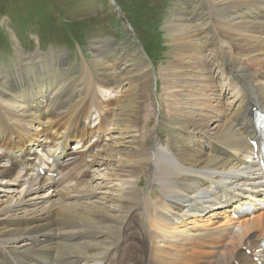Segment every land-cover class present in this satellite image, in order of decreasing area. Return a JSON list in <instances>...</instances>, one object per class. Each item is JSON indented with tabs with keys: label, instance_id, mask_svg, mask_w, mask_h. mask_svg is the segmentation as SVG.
<instances>
[{
	"label": "bare ground",
	"instance_id": "bare-ground-1",
	"mask_svg": "<svg viewBox=\"0 0 264 264\" xmlns=\"http://www.w3.org/2000/svg\"><path fill=\"white\" fill-rule=\"evenodd\" d=\"M197 2L191 16L180 12L166 20L165 30L182 48L166 61L160 79L165 90L184 91L187 85L194 86L198 75L211 74L212 69L223 74L226 69L239 89L234 83L231 88L240 98L226 108L205 104L212 108L214 120L209 115H183L170 102L167 105L172 110L167 115L160 113L161 123L175 125L176 131L169 130L170 139L165 140L159 133V137L151 136L149 109L133 114L130 121H141L142 132L127 143L133 155L127 169L114 167L109 178L118 182L114 189L101 183L71 184V180L63 186L62 180L15 169L8 165L10 157L0 155V264H205L204 256L211 257V264H234V260L253 264L240 248L264 237V213L240 222L220 221L217 216L230 207L229 202L264 192L256 171L245 162L250 151L247 140L253 134L251 109L257 106L264 113V59H258L264 54V39L253 34L264 27V0ZM216 22L223 37L238 42L230 53L254 56L251 66L233 56L218 58V48L223 54V45L229 42L217 40ZM198 44L211 45L210 54L197 49ZM19 57V64L0 71V149L30 142L41 151L48 145L57 146L63 136L60 129L70 127L67 136L74 129L83 132L82 121L94 110L91 72L82 69L71 79L74 72L64 68L65 57L51 53ZM123 57L124 63L130 60L128 53ZM93 59L95 81L115 83L116 71L123 65L117 54L111 48L107 52L99 48ZM125 73L140 77L137 70ZM204 82L203 89L212 83L210 77ZM76 97L80 100L72 105ZM179 97L175 95V99ZM146 98L143 94L142 103ZM46 116L59 125L51 130L59 138H44L50 130L40 128L44 126L40 118ZM29 128L42 132L32 134ZM129 128L128 133L137 131L134 124ZM143 180L145 186H141ZM52 188L60 190L50 191ZM105 190L108 192L99 193ZM233 193H239L238 197ZM201 223L212 228L196 233ZM154 235L161 238L163 248L151 241Z\"/></svg>",
	"mask_w": 264,
	"mask_h": 264
},
{
	"label": "rangeland",
	"instance_id": "rangeland-1",
	"mask_svg": "<svg viewBox=\"0 0 264 264\" xmlns=\"http://www.w3.org/2000/svg\"><path fill=\"white\" fill-rule=\"evenodd\" d=\"M194 1L198 0H0V71L10 70L14 64H19L21 54L32 57L38 53L43 55L51 53L66 58L64 68L74 72L71 79H76L82 69L85 73L91 72L92 74L90 91L95 97H93L94 112L92 110L91 115L95 113L97 115H90L92 123L88 127H94L99 123L105 129V133L99 135L103 136L104 141L100 143L98 155L91 156L94 159L91 158L92 161H89L91 165L93 164L94 172L89 173L88 180L86 178L85 182H79L83 183L82 185L92 182L93 185L101 183L107 189H114L117 186L115 185L117 181L112 183L109 178L115 172L114 169L118 168L117 165L123 170L127 169L125 167L133 157L129 149L126 148L127 143L142 132L141 121H130L133 119V114H140L144 108L149 109L150 114L152 113L150 121L153 126L151 136L164 137L165 140L170 139L169 130L176 131L175 125L165 127L166 125L161 123L160 113L167 115L172 110L168 107L170 102L174 101V105L182 110L183 115L191 117H194L195 114L209 115L212 118V108L232 106L236 98H240V94H237L239 88L232 78L227 77L226 69L223 74L219 72V69H212L211 74L198 75L199 79L195 80L193 89L187 85L184 91L180 88L165 90L159 71H163L164 67L168 65L166 61L170 60L171 54L181 52L182 48L173 42L169 36V30H165L166 20L173 18L174 13L180 12L191 16L194 12ZM198 3L204 7L201 5L203 2ZM216 29L220 34L216 33L217 40L229 42V44L224 43L225 52L223 54L218 48V58L221 55L228 59L233 56L236 60L251 66L250 60H255L254 56H242L241 53L244 52L234 56L235 53L230 52L233 48H238V42L234 43L223 37L217 22ZM253 34L257 38L264 39V27L255 29ZM103 44L104 47H102ZM198 45L200 47L198 46L197 49L205 52L207 56L210 54L211 45ZM99 48L106 52L111 48L114 54H117L120 63L123 64L116 71L118 75L114 78L115 83L113 84H101L95 81L97 73L93 66V56ZM124 53H128L130 56L127 63H124ZM258 59L263 60L264 54L258 56ZM250 68L252 69V67ZM136 70L140 76L139 79L134 78L135 73L132 74L133 77L125 73ZM257 73H261V71ZM206 77H210L212 83L203 89L205 82L202 83V81ZM81 78L85 79L86 75L83 74ZM121 80V84H116ZM142 85L145 88H142ZM231 86H236L237 90H232ZM197 90L198 92H196ZM143 94L147 95L146 103H142ZM176 94H179L180 97L175 99ZM79 100L80 97H76L72 101V105L77 104ZM205 104L211 106V110L205 108ZM52 119V117H48L47 121L42 120L44 126H41V129L43 127H47L48 130L58 129L59 125L53 124ZM88 119L82 121L83 132L87 128L84 121ZM132 124L137 131L128 133ZM209 126L212 128L214 124H209ZM34 129L29 128L28 130L32 134L42 132L41 129L39 131ZM60 131L63 132L64 129H60ZM175 135L184 137L180 133H175ZM84 136L88 137L87 134ZM90 136L92 137V135ZM96 136L97 134H94L93 138ZM82 138H84L83 135ZM150 143L147 141L148 145ZM141 145L140 143V147ZM138 176L139 174H134V177ZM141 186H145L144 180ZM105 192L108 191H99V193ZM2 196L3 193H0V198ZM210 228L212 227H205V224L201 223L196 233H201L202 229ZM153 237L155 239L151 241L157 242L163 248L164 243L161 238L155 235ZM203 250L210 252L206 248ZM130 251H134V249L130 248ZM203 261L205 264H211V257L204 256ZM234 261L238 262V260ZM124 264H132V262L128 261Z\"/></svg>",
	"mask_w": 264,
	"mask_h": 264
}]
</instances>
